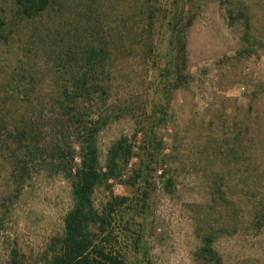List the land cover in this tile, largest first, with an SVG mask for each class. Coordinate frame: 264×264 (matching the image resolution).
I'll use <instances>...</instances> for the list:
<instances>
[{"label": "rangeland", "instance_id": "374dc122", "mask_svg": "<svg viewBox=\"0 0 264 264\" xmlns=\"http://www.w3.org/2000/svg\"><path fill=\"white\" fill-rule=\"evenodd\" d=\"M11 1L0 0V6L10 12ZM100 1L108 24L121 16L128 2ZM239 2L154 0L153 53L137 52L128 61L123 52L111 64L115 73L135 77L133 87L141 95L142 108L146 105L135 117L128 114L111 120L97 135L102 166L112 143L122 137L140 155L133 157L120 179L109 181L110 188L100 185L93 194L98 209L111 195L129 197L116 210L122 216L114 217L111 224L115 232L139 235L137 249L119 244L125 264H205L197 251L207 233L214 235L212 246L223 264H264V40L253 36L248 43L242 40V23L227 16V9ZM260 3L263 9H256V26L257 32H264V0ZM56 17L45 14L28 27H51ZM188 18L192 21L183 35L192 82L172 92L166 128L157 132L162 146L154 143L148 149L142 134H134L138 128L145 129L149 114L169 100L162 96L167 68L170 77L173 74L168 22L184 26ZM28 48L22 53L0 47V80L29 89V104L39 107L34 121L42 130V143L63 141L77 149L71 121L61 114L62 87L53 77L57 66L52 51L40 43ZM121 80L123 85L113 90V98L117 92L130 91ZM169 179L172 183L166 185ZM70 205L68 179L38 161L22 192L5 207L0 264L7 258L9 244L25 253L29 264H41L50 239L62 233Z\"/></svg>", "mask_w": 264, "mask_h": 264}, {"label": "trees", "instance_id": "16d2710c", "mask_svg": "<svg viewBox=\"0 0 264 264\" xmlns=\"http://www.w3.org/2000/svg\"><path fill=\"white\" fill-rule=\"evenodd\" d=\"M71 1L12 0L10 12L0 6V47L7 52L26 53L31 50L29 44L40 43L43 49L52 51L57 66L53 77L62 87L61 114L71 121L79 145L75 149L74 144L68 146L63 141L42 143V130L34 121L39 116V107L29 104V89L0 80V170L3 171L0 180L4 185L2 192L0 190V234L5 227L6 205L22 192L32 168L42 160L68 179L71 205L63 217L62 233L50 239L41 264H125V252L120 250L119 244L127 243L137 249L139 235L115 232L111 224L122 216V211L117 213L116 210L121 209L129 197L111 195V199L98 209L93 194L100 185L110 188L109 181L120 179L133 157L140 155L134 152V146L127 138L122 137L112 143L102 166L97 135L111 120L128 114L135 117L138 110H146V105L142 108L141 95L133 87L135 77L115 73L111 64L123 52L128 61L137 52L153 53L152 17L157 7L154 0H128L126 8L120 11L119 18L124 23L121 25L119 18L108 24L106 13L99 8L100 0H79L75 4ZM239 1L227 9V16L230 21L242 23V40L248 43L252 36L264 40V32H257L256 26L259 16L256 9H261L263 4L260 0L255 4L249 0ZM52 13L57 17L51 27L44 25L41 30L28 27L45 14ZM191 21L188 18L184 26L171 20L168 22L172 34L173 74L170 77L167 68L162 96L169 100L149 114L151 121L145 129L138 128L134 134H142L148 149L153 148L154 143L161 144L157 132L158 128H166L172 92L188 88L192 82L183 35ZM122 78L129 84L130 91L127 94L117 92L113 98V90L123 85ZM17 102H20L19 107L15 105ZM162 171L161 175H164L165 170ZM137 175L138 172L134 180ZM166 183L171 185L172 181L169 179ZM213 240L212 233L204 234L197 256L205 264H223L222 257L212 246ZM29 263L25 253L9 244L3 264Z\"/></svg>", "mask_w": 264, "mask_h": 264}]
</instances>
